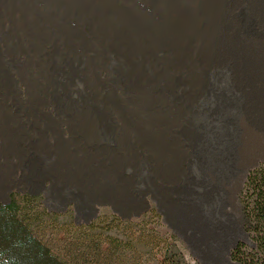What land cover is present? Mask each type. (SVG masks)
<instances>
[{"label":"rangeland","instance_id":"1","mask_svg":"<svg viewBox=\"0 0 264 264\" xmlns=\"http://www.w3.org/2000/svg\"><path fill=\"white\" fill-rule=\"evenodd\" d=\"M259 165L264 0H0V203L153 208L189 262L238 264Z\"/></svg>","mask_w":264,"mask_h":264},{"label":"trees","instance_id":"2","mask_svg":"<svg viewBox=\"0 0 264 264\" xmlns=\"http://www.w3.org/2000/svg\"><path fill=\"white\" fill-rule=\"evenodd\" d=\"M239 205L251 246L239 242L230 259L264 264V165L248 172ZM64 216L41 209L39 197L0 203V264H197L186 259L174 235L160 230L153 208L137 220L102 216L58 229ZM46 225L56 228L50 238Z\"/></svg>","mask_w":264,"mask_h":264}]
</instances>
